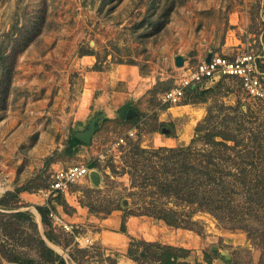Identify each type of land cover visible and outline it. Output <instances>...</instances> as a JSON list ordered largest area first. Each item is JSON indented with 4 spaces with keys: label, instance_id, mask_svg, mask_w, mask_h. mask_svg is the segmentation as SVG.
<instances>
[{
    "label": "rangeland",
    "instance_id": "1",
    "mask_svg": "<svg viewBox=\"0 0 264 264\" xmlns=\"http://www.w3.org/2000/svg\"><path fill=\"white\" fill-rule=\"evenodd\" d=\"M243 50L255 54L264 72V0H0V197L23 187L18 208L32 213L37 230L67 264H78L69 257V251L79 254L77 248L82 264H131L125 257L130 236L168 237L171 226L139 214L149 222L142 230L120 228L126 211L141 212L148 198L140 178L129 174L139 155L132 156L134 145L200 147L198 122L206 121L203 131L222 130L233 117L243 121L234 131L239 139L258 138L254 159L264 165V104L246 96L237 79L185 87L177 104L162 97L202 58ZM125 104L131 111L122 116ZM94 116L90 141L69 152L68 140ZM135 159L138 167L147 163ZM73 163H94L88 166L99 172V184L86 175L57 194L51 208L72 223L81 242L53 226L39 193L56 167ZM13 221L11 235L0 232V247L34 244L27 220ZM192 222L191 228L171 226L189 230L168 237L189 241L190 259L264 264L263 208L253 212L250 231L231 229L207 211L193 213ZM227 232L235 238L227 240ZM85 237L91 242L83 243ZM0 264L10 263L0 254Z\"/></svg>",
    "mask_w": 264,
    "mask_h": 264
},
{
    "label": "trees",
    "instance_id": "2",
    "mask_svg": "<svg viewBox=\"0 0 264 264\" xmlns=\"http://www.w3.org/2000/svg\"><path fill=\"white\" fill-rule=\"evenodd\" d=\"M129 107L128 104L124 105L122 116ZM242 122L231 117L225 122L224 129L211 128L205 131L206 121L198 122L194 140L203 143L200 147L188 144L178 147L158 146L149 150L134 145L136 151L132 152V156L139 154L147 163L142 160V167H138L140 160L135 159V156L139 155H135L130 161L133 171L129 174L140 178L138 185L145 190L148 198L144 200L141 212L128 210L125 216L146 214L171 226L191 228L193 213L207 211L218 220L228 223L231 229L250 231L248 221L253 212L262 208L264 210V165L261 164L262 158L254 159L257 157L256 147H260V143H254L258 138L249 137L251 143L245 142L234 133L240 129ZM216 126L213 124V127ZM82 144V141L73 137L68 140V151H76ZM146 152L149 153L148 157L143 156ZM88 165L93 166L94 163ZM144 169L147 171L142 172ZM23 189L16 187L0 197V232L11 235L13 220L17 223L25 219L31 227L27 234L34 244L25 245V248L24 245L19 248L1 246V256L10 264H67L65 258L49 246L37 230L32 213L18 208L19 193ZM38 210L42 222L46 224V209L39 205ZM124 217L121 230L125 229ZM43 233L48 240H55L50 230L45 229ZM76 250L79 254L69 251V257L82 264L80 258L84 257L83 249ZM211 253L216 251L212 250ZM126 255L135 264H199L190 259V250L186 247L135 236L129 238Z\"/></svg>",
    "mask_w": 264,
    "mask_h": 264
},
{
    "label": "built area",
    "instance_id": "3",
    "mask_svg": "<svg viewBox=\"0 0 264 264\" xmlns=\"http://www.w3.org/2000/svg\"><path fill=\"white\" fill-rule=\"evenodd\" d=\"M219 78L237 79L246 96L264 104V72L259 69L255 54L249 50L238 51L231 55L212 53L202 58L193 66L187 67L176 84L164 91L163 100L177 104L184 94L185 87H194L198 83ZM89 169L86 163L56 167L48 185L39 189V193L44 197V204L48 208V215L53 219V226L57 225L69 230L80 242L79 235L72 230V223L64 220L59 213L57 214L51 208V204L57 194L66 193L72 183L88 175ZM82 241L85 244L91 242L88 237Z\"/></svg>",
    "mask_w": 264,
    "mask_h": 264
},
{
    "label": "crops",
    "instance_id": "4",
    "mask_svg": "<svg viewBox=\"0 0 264 264\" xmlns=\"http://www.w3.org/2000/svg\"><path fill=\"white\" fill-rule=\"evenodd\" d=\"M128 110V109H127ZM127 112V111H126ZM144 215H133V214H130V215H128V216H126L127 217V220H125V225H127V228H130V227H132V228H135V229H138V230H142V228L144 227V226H146V225H148L149 224V222L148 221H146V220H148V217H143ZM108 219V218H107ZM107 219H105V220H107ZM152 220H154V219H152ZM155 222L156 221H159L158 219L156 220H154ZM113 223L115 224V226H119V224H120V218L119 217H117L116 219H115V221H113ZM134 224H135V226H134ZM154 225V224H153ZM166 225V224H165ZM166 228H168L167 230H168V237L169 236H172V235H170V233H173V232H177V234L178 235H181V234H183V233H185L187 230H189V229H186V228H175V227H171V226H168V225H166ZM127 230H132V229H127ZM120 233H122V232H120ZM135 233H137L136 231H134V234ZM175 236H177L176 234H174ZM225 236H227L228 237V239L227 240H231V239H233V238H235V235H234V233H231V232H227V233H225ZM143 237L145 238V239H149V238H147L146 236H144L143 235ZM167 236H163V237H160V238H157L158 239V241H160V242H163V243H169V244H174V245H183V247L184 246H188L189 245V241H186V240H171L170 238H168ZM157 239H155V237L153 236V237H151L150 238V240H157ZM128 245V244H127ZM127 248V247H126ZM125 257L128 259V260H130L131 261V264H135V262L130 258V257H128L127 255H126V253H125Z\"/></svg>",
    "mask_w": 264,
    "mask_h": 264
},
{
    "label": "water",
    "instance_id": "5",
    "mask_svg": "<svg viewBox=\"0 0 264 264\" xmlns=\"http://www.w3.org/2000/svg\"><path fill=\"white\" fill-rule=\"evenodd\" d=\"M177 63L181 64L182 63V59L180 57L177 58ZM131 111V109L127 110V114ZM98 116H94L92 117L87 126L81 130H77L75 132V137L78 138L80 141H82L83 143H88L90 141L91 135L95 129V121L97 119ZM89 178L92 181V183H94L95 185L99 184L100 181V175L99 172L94 169V168H90L89 172H88ZM123 202H126V199H123Z\"/></svg>",
    "mask_w": 264,
    "mask_h": 264
}]
</instances>
